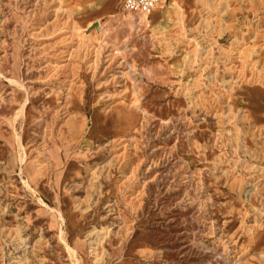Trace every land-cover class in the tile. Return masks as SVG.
<instances>
[{"label": "rangeland", "instance_id": "obj_1", "mask_svg": "<svg viewBox=\"0 0 264 264\" xmlns=\"http://www.w3.org/2000/svg\"><path fill=\"white\" fill-rule=\"evenodd\" d=\"M123 1L0 0V264H264V0Z\"/></svg>", "mask_w": 264, "mask_h": 264}, {"label": "built area", "instance_id": "obj_2", "mask_svg": "<svg viewBox=\"0 0 264 264\" xmlns=\"http://www.w3.org/2000/svg\"><path fill=\"white\" fill-rule=\"evenodd\" d=\"M161 1L162 0H124L122 9L129 14L140 16L139 19H142L148 16Z\"/></svg>", "mask_w": 264, "mask_h": 264}, {"label": "bare ground", "instance_id": "obj_3", "mask_svg": "<svg viewBox=\"0 0 264 264\" xmlns=\"http://www.w3.org/2000/svg\"><path fill=\"white\" fill-rule=\"evenodd\" d=\"M121 1V0H120ZM176 1V0H175ZM73 4V3H72ZM114 5H115V3H113ZM112 4V5H113ZM59 6H60V4H59ZM65 6V5H64ZM121 6V5H120ZM110 7V6H109ZM113 9H115V8H113ZM113 9H112V11H113ZM119 10V9H118ZM157 12V9L155 8L151 13H152V15L154 14V13H156ZM154 16V15H153ZM152 18V17H151ZM112 35V34H111ZM121 38V37H120ZM113 42V41H112ZM118 44V43H117ZM19 60V59H18ZM15 61H16V59H15ZM16 63V62H15ZM15 67V66H14ZM13 71H14V68L12 69ZM17 72V71H16ZM14 74H15V72H14ZM17 78V77H16ZM15 78V79H16ZM11 82H13V83H16V84H19V85H21V83H18V82H15L14 80H12L11 79ZM27 101V100H26ZM28 102V101H27ZM23 110H24V112H25V115H26V108L23 106ZM96 122V121H95ZM96 126V123L94 124V127ZM7 156V155H6ZM74 243V242H73ZM73 246V245H72ZM67 248L70 250V252L73 254L75 251H76V249H81L82 248V245H81V242H76L75 243V245H74V247H70V246H67ZM86 255V254H85ZM82 257V256H81ZM85 258V257H84ZM86 259V258H85ZM85 262V261H84ZM87 263V262H86Z\"/></svg>", "mask_w": 264, "mask_h": 264}, {"label": "crops", "instance_id": "obj_4", "mask_svg": "<svg viewBox=\"0 0 264 264\" xmlns=\"http://www.w3.org/2000/svg\"><path fill=\"white\" fill-rule=\"evenodd\" d=\"M109 7V6H108ZM108 9V8H107Z\"/></svg>", "mask_w": 264, "mask_h": 264}]
</instances>
